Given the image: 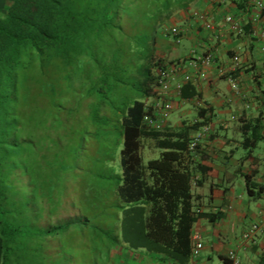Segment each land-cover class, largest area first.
<instances>
[{
    "label": "trees",
    "instance_id": "16d2710c",
    "mask_svg": "<svg viewBox=\"0 0 264 264\" xmlns=\"http://www.w3.org/2000/svg\"><path fill=\"white\" fill-rule=\"evenodd\" d=\"M199 1L14 0L0 14V264L37 263L45 239L89 222L86 217L70 220L74 190L68 183L81 175L85 182L91 173L74 169L88 136L108 153L106 168H100V154L94 155L99 163L94 169L99 185L118 199L119 255L127 258L125 263L134 258L141 264L191 262L194 225L220 218V212L200 210L201 197L193 193L207 181L210 168L203 162L215 152L209 149L216 134L211 116L200 109L194 121H182L175 129L166 118L162 130L149 129L143 120L153 115L146 106L155 96L157 71L178 64L156 59L159 38L177 12L190 11ZM188 90L189 98H199L191 82L179 95L188 98ZM57 113L62 121L76 120L75 147L67 155L71 163H65L66 154L56 153L50 162L54 169L44 179V172L36 175L26 193V155L17 137L26 118L35 120L40 131L42 117L54 120ZM263 120L241 117V141H227L247 150L246 159L264 143ZM207 124L213 129L210 136L190 150L192 136ZM145 141L160 151L146 163ZM10 169L18 170L10 174ZM242 177L246 195L260 198L263 187L253 175ZM38 178L43 180L36 183ZM105 231L94 229L114 246L117 237Z\"/></svg>",
    "mask_w": 264,
    "mask_h": 264
},
{
    "label": "crops",
    "instance_id": "0c3cea01",
    "mask_svg": "<svg viewBox=\"0 0 264 264\" xmlns=\"http://www.w3.org/2000/svg\"><path fill=\"white\" fill-rule=\"evenodd\" d=\"M13 1L0 0V14ZM240 1H199L195 10L183 11L176 16L180 23L178 27L185 33L179 45L164 35L157 43L156 52L160 58L166 60L171 57L167 62L173 61L184 66V71L191 76V86L199 95V98H189L191 93L188 90L184 92L188 98L178 95L171 97V100H177L180 108L190 105L195 112L192 121L197 118L200 109H207L216 133L209 147L215 152H209V159L203 162L210 168L207 181L202 187L194 189L193 193L201 197L200 210L213 214L220 212V218L214 223L200 220L194 225L192 232L201 236L204 248L199 258L191 260L189 264H214V257L221 264H233L226 259L230 251L235 253L239 264H264V230L259 229L251 233L249 238H244L254 225L264 222V166H260L259 158H250L248 162L251 168L238 170L241 175H253L252 180L263 187L260 198L246 202L241 195L234 197L233 192L225 187V168L215 165L220 159L221 164L226 166L232 157L231 151L223 152L224 147L232 143L228 144V140L219 136V130L225 128L220 115L234 111L232 119L238 122L241 117L261 116L264 119V90L259 80V71L264 68V57L259 52L260 45L256 38L258 36L264 41V15L259 13L255 5L256 1L264 0H246L242 5ZM196 13L204 14L213 23L215 30L203 31L195 18ZM226 16L239 20L243 32H228L224 23ZM209 53L213 55L211 66L191 65L196 58ZM235 57L238 59L236 62ZM229 77L238 83L239 95L230 90L227 81ZM189 113L185 110L180 117ZM261 134L264 136V120ZM233 165L238 166V163ZM206 184L207 192L204 190Z\"/></svg>",
    "mask_w": 264,
    "mask_h": 264
},
{
    "label": "rangeland",
    "instance_id": "374dc122",
    "mask_svg": "<svg viewBox=\"0 0 264 264\" xmlns=\"http://www.w3.org/2000/svg\"><path fill=\"white\" fill-rule=\"evenodd\" d=\"M197 3L190 6L192 11L195 10L194 7ZM181 12L183 11L177 12L171 18L167 23L168 28L171 26L180 27V23H178L176 16ZM156 59L162 62H167L171 57H167L165 60L164 58H160V55L156 52ZM190 107L191 106L188 105L180 108L177 100L171 101V110L167 115V121L170 128H177V124H180L182 121H192L195 112H193V108ZM42 108H44L43 104ZM185 110H188L190 113L180 117L181 112ZM233 116H235L234 111L233 113L220 115V119L224 122L225 128L219 130L218 133L222 139L240 142L241 135L237 130L239 128V122L233 120ZM59 117V113L56 114L54 120L45 119V116H43L41 126L38 127L40 131H36L35 120L26 118L22 134L20 135L25 141H22L21 137H17L21 144V150H23L22 152L26 155V160H24L22 164V174L25 179V186H23L26 193H28L30 187L34 184L33 179L34 177L36 179V175L44 172L46 174L43 176L44 179V177L51 172V169H54L50 162L52 159L53 161L56 159V153L62 152L66 154L64 160L65 163H71V158L68 156H71L70 153L75 147V138L72 134L77 129L76 120L70 119L68 121H62ZM58 123H64L63 127H58ZM209 123L212 126V123ZM46 125L50 126L48 130H46L48 127ZM41 130H44L42 131L43 135H41ZM232 143L233 144L230 146H225L223 150V152L225 151L226 153H229V151L232 152V157L229 159V163L224 166L219 159L215 165L224 167L225 172L233 177L232 182L229 185L225 184V187H228V189L233 192L234 197L241 195L242 199L248 202L252 199L246 195L245 182L241 172L238 170L241 168H250L251 163L248 162L250 158H259L260 166H264V143L259 142L256 148L251 152L250 157L247 159V150L243 149L235 142ZM41 145L44 146L43 149H41ZM119 150L120 148L117 147V154L119 153ZM96 153L101 156L100 160L102 164L100 168H106L108 163H106L107 157L105 156H107L108 153H103L101 145L98 147L96 140L91 138V136L85 137L83 148L76 161V168L74 169H89V171L95 175H91V173H88L87 171L85 172V174L88 173L85 182L81 181L83 175H81L79 179L75 178V180L68 182L71 186L70 189L73 188L74 190L72 199L73 209L70 210L71 215H69L70 220L76 221L78 218L84 219L86 217L89 222L86 224L75 225L67 233L61 235L58 233V235L50 238V240L45 239L42 242V247L37 250L40 259L34 264H126L124 260H127V258L121 256L122 254L119 255L122 241L120 240L118 213L114 208L118 203V199L110 193V188L102 186L103 184L99 185L97 182V170H95L94 167L99 163L95 162L94 159V155H97ZM159 154L160 151L158 149L151 148L149 142H144L142 149L144 163L149 160L157 159ZM235 162L238 163V166L233 165ZM17 170L18 169H10L9 173L12 174ZM100 172L102 176L107 175L105 170H100ZM43 179L38 178L35 182L39 183V181H42ZM56 184L58 186L59 182H56ZM38 185L39 184H37V186ZM205 187L204 190L207 192L208 184H206ZM63 212L60 213V215H63ZM99 228L103 231L106 230L107 232H110L112 234L110 235L111 237H117V243H115L114 246H111L104 236L99 237L98 233L94 232V229L98 230ZM30 252L31 251L26 248L25 255L28 256ZM115 253H118L117 256ZM202 253L203 250L200 254ZM119 261L121 262L119 263ZM137 262H139V260L134 258L130 260L128 264H141L140 262ZM214 264H221L217 257H214Z\"/></svg>",
    "mask_w": 264,
    "mask_h": 264
},
{
    "label": "built area",
    "instance_id": "2783aa9c",
    "mask_svg": "<svg viewBox=\"0 0 264 264\" xmlns=\"http://www.w3.org/2000/svg\"><path fill=\"white\" fill-rule=\"evenodd\" d=\"M209 2H216L217 0H207ZM260 14L264 15V2L256 1L255 3ZM195 18L200 23L203 31L213 32L215 30L214 25L211 21L207 19V17L202 13H196ZM224 23L227 27V31L231 33H242L243 25L242 23L233 18L232 16H226L224 19ZM184 31L177 27L171 26L167 27L164 36L171 39L176 45H179L182 37L184 36ZM257 41L260 45L259 52L262 57H264V41H261V38L256 36ZM238 59L235 57L234 61L236 62ZM213 63V55L206 54L205 56H200L196 58L192 62V66L196 67L197 65H202L203 67H209ZM177 78H179L177 80ZM259 80L264 90V68L259 71ZM230 90L239 95L240 87L234 78L229 77L227 79ZM191 82V76L186 71H184V66L180 63L171 65L164 69H159L156 74L155 79V96L147 102L146 110H149L151 107L153 109V115H146L143 124L149 129L154 130H162L166 125V118L168 113L171 110V97L178 96L181 88L184 84ZM211 126L209 124L201 127L199 131H197L192 136L191 144L189 145L190 150H194L196 146L201 143L204 139L208 138L211 134ZM259 229L264 230V222L254 225L250 232L245 234L244 238H249L251 233H255L259 231ZM192 242V250H191V258L192 260H196L201 251L204 248V244L201 236L198 233H193L191 236ZM227 259L231 261L233 264H239V260L233 251L228 252Z\"/></svg>",
    "mask_w": 264,
    "mask_h": 264
},
{
    "label": "water",
    "instance_id": "95a60500",
    "mask_svg": "<svg viewBox=\"0 0 264 264\" xmlns=\"http://www.w3.org/2000/svg\"><path fill=\"white\" fill-rule=\"evenodd\" d=\"M232 180H233V177L229 173H226L225 174V182L227 184H230L232 182Z\"/></svg>",
    "mask_w": 264,
    "mask_h": 264
},
{
    "label": "clouds",
    "instance_id": "9594fccd",
    "mask_svg": "<svg viewBox=\"0 0 264 264\" xmlns=\"http://www.w3.org/2000/svg\"><path fill=\"white\" fill-rule=\"evenodd\" d=\"M199 258V257H198ZM226 259H227V257H226ZM228 260V259H227Z\"/></svg>",
    "mask_w": 264,
    "mask_h": 264
}]
</instances>
